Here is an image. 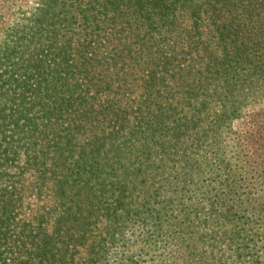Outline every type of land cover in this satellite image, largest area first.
Returning a JSON list of instances; mask_svg holds the SVG:
<instances>
[{"label":"trees","instance_id":"1","mask_svg":"<svg viewBox=\"0 0 264 264\" xmlns=\"http://www.w3.org/2000/svg\"><path fill=\"white\" fill-rule=\"evenodd\" d=\"M0 264H264V0H0Z\"/></svg>","mask_w":264,"mask_h":264},{"label":"rangeland","instance_id":"2","mask_svg":"<svg viewBox=\"0 0 264 264\" xmlns=\"http://www.w3.org/2000/svg\"><path fill=\"white\" fill-rule=\"evenodd\" d=\"M22 1V0H21ZM84 126L85 127H88V123H84ZM97 128V127H96ZM78 133V132H77ZM30 196V197H29ZM43 194L39 197L38 195H37V193H36V191H34L32 194H28L27 195V198H26V201H27V203H29V204H31V206H32V208L33 207H35L34 208V210L36 209V208H38L39 207V204L44 200L43 199ZM26 207V206H25Z\"/></svg>","mask_w":264,"mask_h":264}]
</instances>
